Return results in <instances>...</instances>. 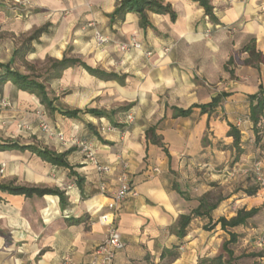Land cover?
<instances>
[{
    "label": "crops",
    "instance_id": "crops-1",
    "mask_svg": "<svg viewBox=\"0 0 264 264\" xmlns=\"http://www.w3.org/2000/svg\"><path fill=\"white\" fill-rule=\"evenodd\" d=\"M30 1L25 8L0 1L1 64L10 63L19 70L21 63L24 69L20 72L34 74L28 65L66 55L119 78L101 80L74 66L48 86L45 83L58 109L93 108L107 112L105 117L84 112L68 117L58 109H45L35 95L11 81L0 86V140L68 151L72 171L83 178L79 187L67 168L52 165L29 150H0V164H5L0 183L56 188L66 200L62 207L55 194L26 197L0 190V264H90L112 218L124 243L114 264H201L199 258L219 254L226 232L215 220L231 217V208L264 206V192L223 194L211 212L208 229L204 228L206 217H195L183 238L172 231L178 217L195 208L201 195L229 180L244 178L229 174L234 153L232 137L227 135L229 124L241 133L242 152L235 167L249 164L259 152L264 155V147L253 143L249 120V95L264 88V64H243L247 54L238 53L250 37L264 53V0H210L215 20L190 0H161L171 5L175 16L148 12L145 27L139 25L135 12L111 20L116 0ZM89 22L93 26L88 27ZM45 24L47 29L33 43L32 51L24 59L14 57L24 37ZM94 30L107 36L109 43L97 47L92 40ZM131 37L142 45L141 50L121 49V43ZM230 56L232 74L225 68ZM3 70L0 67V74ZM61 90L67 91L63 97ZM216 97H220L216 106L201 110ZM5 102L12 108H5ZM189 108V114L173 116L176 109ZM36 109L49 122L54 119V127L65 138L94 137L97 159L111 166L110 173L100 177L73 147L57 139L43 141ZM128 113L134 117L132 123L125 120ZM22 120L29 124L22 122L26 130H31L20 136L32 134L35 142H20L3 133ZM151 126L164 148L146 138L145 131ZM122 163L138 194L111 211L108 195L117 186ZM101 181L106 192L100 190ZM175 245L177 258L167 261L161 257L164 249Z\"/></svg>",
    "mask_w": 264,
    "mask_h": 264
},
{
    "label": "trees",
    "instance_id": "trees-1",
    "mask_svg": "<svg viewBox=\"0 0 264 264\" xmlns=\"http://www.w3.org/2000/svg\"><path fill=\"white\" fill-rule=\"evenodd\" d=\"M116 6L113 12L109 15L111 20H122L124 15L128 12H135L139 16V25L145 27L149 25L147 18L148 12L154 13H169L171 17L175 16L173 9L169 3H163L161 0H116ZM197 3L204 11L205 15L211 20H215L213 16V7L210 3V0H190ZM47 24L40 26L35 29L32 33L24 37L20 45L16 47L13 51V56L19 59H24L25 56L32 51L33 43L39 40V37L47 29ZM238 53H246L247 57L242 60L243 64L246 65H255L264 64V53L258 51L255 46L254 37H250L247 42H245ZM48 66L45 69L44 75L32 74V73H22L19 70L13 69L10 67V63L1 64L0 67L4 68L3 72L0 74V86L5 82L11 81L19 89L27 91L30 94L35 95L39 102L45 107V109L51 111L58 109L54 104V99L48 95L46 90L45 83L51 82L54 79H57L61 76L63 70L74 67L81 66L83 67L90 75L99 78L101 80H113L118 79V75L113 72H106L100 68H92L89 65L85 64L81 59L75 57H68L63 55L61 59L48 58ZM233 63V57L230 56L226 62L225 68L232 74V69L230 66ZM30 70H33V65H28ZM226 95V94H223ZM251 101L249 108V120L252 123V130L254 135L258 134V128L261 127V119L264 117V88L260 86L259 91L255 94L249 95ZM220 97H216L210 102L207 106L201 107V110H204L206 107L213 108L219 102ZM128 107L119 108L120 110H126ZM62 115L68 117H76L79 112L90 113L98 117L108 116L107 112L103 110L86 108L84 110L79 109H58ZM191 112V109L178 110L174 111L173 116L187 115ZM114 126H120L118 123H113ZM146 138L153 144H157L164 148L161 138L156 135L155 127H148L145 131ZM228 136L232 137L231 148L234 150L233 159L231 161L232 170L236 165L242 149H241V133L239 128L229 124V130L227 132ZM259 137L254 136V142L258 145ZM262 141V140H261ZM10 149H20V150H29L43 160L51 163L52 165L62 166L67 168L72 174L76 177V183L80 187L83 181V178L78 174L72 171V166L67 161V153L65 152H56L54 150L48 149L47 147H41L34 144H21L16 140H0V150H10ZM264 155H259L256 157L257 160L263 158ZM237 166V165H236ZM252 181L251 176H247ZM254 183V187H245L243 191L247 195H254L258 191V186ZM177 188V187H175ZM0 190L8 192L11 194L24 195L26 197L38 196L42 197L44 195L55 194L59 196L61 206L66 205V200L64 193L56 188L41 187V186H30V185H15L13 183H0ZM180 192V190L177 188ZM223 196L213 198L212 192H206L199 197V204L193 208L189 213L181 214L178 217L177 223L173 228V233L179 237L183 238L187 234V226L190 221L195 217H206L208 223L204 225L205 229H208L209 224L212 222L211 212L217 208ZM259 211V207H251L245 209V207L238 208L234 215L229 218L225 216H219L214 224H219L221 230L225 231L228 234V238L225 239L222 243V250L226 253L227 258L224 259L222 254H218L211 258H203L201 264H232V259H234L233 250L230 247V244L235 243L238 234L232 231V228L245 225L250 218H252ZM78 221V220H76ZM179 255L178 245L173 246L171 249H164L161 253V257H165L167 261L177 258Z\"/></svg>",
    "mask_w": 264,
    "mask_h": 264
},
{
    "label": "built area",
    "instance_id": "built-area-1",
    "mask_svg": "<svg viewBox=\"0 0 264 264\" xmlns=\"http://www.w3.org/2000/svg\"><path fill=\"white\" fill-rule=\"evenodd\" d=\"M3 1V0H0ZM13 3L17 7H29L31 5L30 0H13ZM88 27L93 26V23H87ZM93 41L97 46H104L109 43L110 39L103 35L100 31L94 30ZM130 47L135 49H142V45L131 37L129 42L121 43V49L127 51ZM166 50V48H165ZM146 55H150L151 52L146 51ZM5 105H9V102H5ZM38 113L39 127L48 135L56 138L60 143L64 145L78 146L83 154L84 159L90 163L100 177L110 173L111 166L102 164L97 159L96 151L84 140L78 139L75 135H71L65 138L63 133L51 130L45 122L43 112ZM126 122L132 123L134 117L131 113H128L125 118ZM20 126L26 127L25 124L21 123ZM157 171V168H154ZM4 171V164L0 167V172ZM230 176L240 175L243 177L251 176L255 184L258 186V190L264 192V160L254 159L249 164L244 166H238L229 171ZM117 186L109 191L107 207L111 211H116L119 206L129 197L137 196L138 192L135 187L131 184L130 178L127 173V165L122 163L121 170L117 177ZM100 190L106 192L104 182L100 183ZM256 244L259 247L264 246V223L262 227L261 235L256 239ZM124 243L121 236L115 226V220L112 218L106 227V232L103 240L95 247L92 257L89 261L90 264H114L116 253L123 249Z\"/></svg>",
    "mask_w": 264,
    "mask_h": 264
},
{
    "label": "rangeland",
    "instance_id": "rangeland-1",
    "mask_svg": "<svg viewBox=\"0 0 264 264\" xmlns=\"http://www.w3.org/2000/svg\"><path fill=\"white\" fill-rule=\"evenodd\" d=\"M3 1H6L10 7H15L13 0H3ZM92 40H93V36H92ZM97 47H102V46H97ZM48 58L49 57H47L44 61H39V62L37 61V62L32 64L34 74H39L41 76L45 74V69L48 66V62H47ZM17 68L19 70L24 69V64L22 65L21 63H19ZM48 85L49 84L46 82V86H48ZM65 93H67L66 90H61L59 95L63 97L65 95ZM11 106H12L11 104L5 105V108L11 109L12 108ZM38 108H40V107H38ZM34 112L36 115V119L38 120V116H37L38 113L37 112L41 113L42 111L40 109H36V110H34ZM22 122H26V121L25 120L17 121L13 125L14 129L10 130L9 132L3 131V133H6V135H8V134L12 135L13 137H15L20 142H35V139H33L34 135H32V134L28 137L20 136L21 132L30 133L29 131L31 130V129L26 130V128H24L23 126H20V124ZM37 122H38L37 124L39 126V120ZM45 122L47 123L48 127L51 130L58 132V129L56 127H54V122H55L54 119H51L50 122L48 119H45ZM26 123L28 124V122H26ZM1 124L3 125V127H5L6 126L5 120L1 121ZM38 131L40 133L41 139L45 142H46V140L47 141H53L56 139L53 136H51V137L48 136L40 127H39ZM254 136L259 137L258 145L264 147V117L261 119V127L258 128V134H255ZM254 136H253V139H254ZM43 137L45 140L43 139ZM76 137L78 139L84 140L88 144H90L92 146V148L96 151V154H97V150H96L95 146L93 145V142L95 140L94 137L84 135V134H82V135L77 134ZM253 143H254V140H253ZM69 147H73L75 150L80 152L81 155L83 156V154H82V152L78 146L71 145ZM259 155H261L260 152H259ZM3 164L4 163H1L0 167ZM0 175L2 176L3 172L2 173L0 172ZM243 185L245 187H254L255 186L253 181L249 177L248 178L244 177V178L232 179V180H229L228 182H226L224 184V186H222V187L215 186L212 190L213 191L212 196H213V198H217V197L222 196L223 194L224 195H230V194L236 193V192H238V195H239L243 192V189H244ZM231 209L233 210V212H235L238 208L236 207V208H231ZM263 223H264V206L261 205V206H259V211L252 218H250L245 225L238 226V227L231 229L232 231H234L238 234V238H237L236 242L230 244V247L233 250V255H234V259H232V264H264V246L259 247L256 244V239L262 233ZM227 238H228V234L226 233V239ZM8 242H10V241H7V243ZM219 254H222L224 259L227 258V255L222 250V247L219 250ZM202 259L203 258H199L198 260L201 262Z\"/></svg>",
    "mask_w": 264,
    "mask_h": 264
}]
</instances>
